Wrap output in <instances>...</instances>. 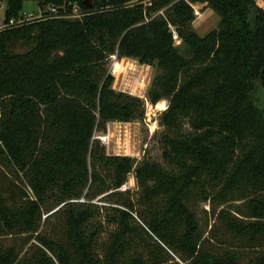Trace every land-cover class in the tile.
Returning a JSON list of instances; mask_svg holds the SVG:
<instances>
[{
	"label": "trees",
	"instance_id": "16d2710c",
	"mask_svg": "<svg viewBox=\"0 0 264 264\" xmlns=\"http://www.w3.org/2000/svg\"><path fill=\"white\" fill-rule=\"evenodd\" d=\"M5 1L9 19L26 0ZM138 1L0 30V264H264V7L190 0L220 17L200 35L186 0ZM112 55L156 68L162 162L95 138L146 113Z\"/></svg>",
	"mask_w": 264,
	"mask_h": 264
},
{
	"label": "rangeland",
	"instance_id": "374dc122",
	"mask_svg": "<svg viewBox=\"0 0 264 264\" xmlns=\"http://www.w3.org/2000/svg\"><path fill=\"white\" fill-rule=\"evenodd\" d=\"M256 2L259 5H264V0H256ZM37 3L41 6L43 5L38 0H26L24 9L32 10L37 6ZM0 4H3L6 8L5 0H1ZM200 4L203 6V14L201 17L194 19L193 28L198 34L204 35L218 25L220 17L209 6L206 7V3L200 2ZM156 12L153 11L151 14ZM1 19L2 17H0ZM180 41H176V43L179 44ZM18 50L23 51V48H19ZM116 62L117 69L116 73L113 74L112 70ZM108 68L113 76L112 87L115 90L129 92L141 97L146 103V113L143 119L136 121H110L105 131H96L95 135L97 136L103 132L110 133V141L105 144L106 151L109 154L130 155L138 158V160L146 157L162 162L159 134L163 128L160 125V118L163 110L168 106V101L162 100L156 104H152L148 98V91L156 68L149 64L141 63L136 58L129 57H111ZM251 101L253 104L264 109V84L256 85L255 91L251 94ZM162 102L164 103L163 106H161ZM129 188L133 193H138L139 188L133 175L129 176V179L121 189ZM203 206L208 208L209 204L204 202ZM201 216L202 218L205 217L203 211H201ZM210 222L212 224L213 220Z\"/></svg>",
	"mask_w": 264,
	"mask_h": 264
},
{
	"label": "built area",
	"instance_id": "2783aa9c",
	"mask_svg": "<svg viewBox=\"0 0 264 264\" xmlns=\"http://www.w3.org/2000/svg\"><path fill=\"white\" fill-rule=\"evenodd\" d=\"M96 0H90L91 5L88 6V9L83 8L78 1L73 0H64L61 4H57L55 2L46 3L42 6L37 3V6L32 10H23L16 16H12L9 19L6 18V8L3 4H0V30H4L10 27H18L23 26L31 22L35 21H45L53 18H79L88 13H91L95 10H108L111 8L110 5L93 7V2ZM188 4L191 6L193 10L194 19L199 18L203 14V6L200 2H193L190 0H186ZM138 2H142L145 6L151 4V0H140ZM135 2H132V4ZM167 7H162L157 10L156 13L152 14V16H164L166 18V10ZM3 13H2V12ZM148 20V18H147ZM170 29L173 33V37L175 41H179V35L175 28V26L170 24ZM112 57H117V55H112ZM116 63H114V68L112 73H116ZM103 144H107L110 141V133L103 132L102 134L95 135Z\"/></svg>",
	"mask_w": 264,
	"mask_h": 264
},
{
	"label": "water",
	"instance_id": "95a60500",
	"mask_svg": "<svg viewBox=\"0 0 264 264\" xmlns=\"http://www.w3.org/2000/svg\"><path fill=\"white\" fill-rule=\"evenodd\" d=\"M86 4H87V6H90L91 5L90 0H86Z\"/></svg>",
	"mask_w": 264,
	"mask_h": 264
},
{
	"label": "bare ground",
	"instance_id": "6f19581e",
	"mask_svg": "<svg viewBox=\"0 0 264 264\" xmlns=\"http://www.w3.org/2000/svg\"><path fill=\"white\" fill-rule=\"evenodd\" d=\"M163 105H164V103L162 102V103H161V106H163Z\"/></svg>",
	"mask_w": 264,
	"mask_h": 264
},
{
	"label": "crops",
	"instance_id": "0c3cea01",
	"mask_svg": "<svg viewBox=\"0 0 264 264\" xmlns=\"http://www.w3.org/2000/svg\"><path fill=\"white\" fill-rule=\"evenodd\" d=\"M260 6L264 7V5H260Z\"/></svg>",
	"mask_w": 264,
	"mask_h": 264
}]
</instances>
